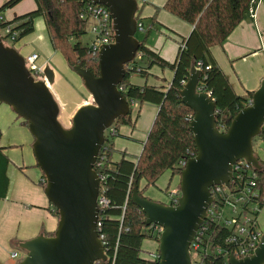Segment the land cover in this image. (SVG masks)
Listing matches in <instances>:
<instances>
[{"label": "water", "instance_id": "obj_1", "mask_svg": "<svg viewBox=\"0 0 264 264\" xmlns=\"http://www.w3.org/2000/svg\"><path fill=\"white\" fill-rule=\"evenodd\" d=\"M107 7L112 17L114 42L99 50V75L82 65L73 67L92 96L80 106L70 127L59 120L60 105L50 86L54 72L46 67V80H36L25 57L5 44L0 30V102L28 123L34 137L33 152L41 168L45 194L59 213L53 235L44 233L19 243L24 256L20 264H96L108 256L100 238L99 195L101 178L94 169L105 132L119 117L129 116L131 106L119 89L126 65L137 54L138 0H92ZM201 70L195 65L180 90L182 102L192 108L189 130L197 154L187 159L179 174L180 196L176 204L143 196L133 186L131 200L145 214L147 226L158 225V264H193L191 244L214 202L211 188L230 187L233 167L245 160L253 170H262L253 139L264 125V79L248 106L240 110L225 131L216 122V102L199 89ZM229 264H264V235L254 252L243 258L229 254Z\"/></svg>", "mask_w": 264, "mask_h": 264}, {"label": "trees", "instance_id": "obj_2", "mask_svg": "<svg viewBox=\"0 0 264 264\" xmlns=\"http://www.w3.org/2000/svg\"><path fill=\"white\" fill-rule=\"evenodd\" d=\"M22 0H7L0 6V13L14 7ZM36 8L16 18L1 20L0 30L11 26V32L5 34L6 41L19 42L34 32V21L43 17L49 33L51 45L60 52L68 66L73 69L82 65L99 75V54L80 38L87 33L89 7L92 0H35ZM252 0H167L163 9L193 25L187 38H183L177 58L174 62L164 59L159 53L147 45L146 39L152 25L141 17L143 4H139L136 19L144 26L143 37L139 39L138 53L141 59H135L126 65V75L119 84V89L128 100L133 103H151L158 107V112L147 139L143 144L141 154L136 161L125 154L120 160H114L113 139L118 134L119 127L134 124L129 116L116 119L105 132V141L99 151L94 169L101 178L100 194L108 204L100 209L99 234L108 256L106 262L99 264H158L157 249L154 260L141 256V247L145 238L152 237L158 241L159 235L152 232V227L145 224L146 214L131 200L134 184L145 182L144 188L139 189L144 195L145 189L156 186L158 179L171 171V178L179 175L183 168L179 166L182 159H189L197 154L194 135L189 130V124L194 117L192 108L182 102L180 90L186 84L193 65L201 70L199 89L211 93L216 102V122L220 131H225L237 113L248 106L254 91L238 94L224 74L211 49L215 45L223 44L234 29L249 14ZM157 12L151 17V22L157 20ZM85 14V15H84ZM173 71V78L167 85H136L130 81L132 74L143 78L152 76V68ZM22 124L28 126L26 120ZM112 132H114L112 134ZM2 131L0 129V142ZM257 139L264 140V127L259 135L254 137V152L262 165V170L254 173L244 168L241 177L231 183L230 191L236 193L240 187L254 180V190L258 196L253 199L256 205L254 216L257 219L264 207V160L256 153ZM10 159L5 148L0 143V199L7 197L10 178L8 168ZM45 178V177H44ZM45 181L43 184L45 185ZM147 197V196H146ZM225 205V198L215 197V209L219 213ZM248 205V203H247ZM247 205H244L246 208ZM52 212L59 219L57 208L52 204ZM205 231L191 254H195V264H224L225 253H217L216 249H229L226 239L232 234L231 229L221 223L208 219L203 223ZM201 227V229L203 228ZM52 233L45 235L51 236ZM197 242V240H195ZM194 241V242H195Z\"/></svg>", "mask_w": 264, "mask_h": 264}, {"label": "crops", "instance_id": "obj_3", "mask_svg": "<svg viewBox=\"0 0 264 264\" xmlns=\"http://www.w3.org/2000/svg\"><path fill=\"white\" fill-rule=\"evenodd\" d=\"M6 1L0 0V6ZM140 1L143 4L141 17L147 19L146 23L149 26L152 25L146 39L147 45L167 61L174 62L183 38L190 35L193 25L163 9L167 0H146L145 3L138 0ZM36 6L35 0H22L14 7L2 11L0 16L3 20L9 21L32 11ZM157 9V20L152 24L151 17L155 15ZM34 44L39 46L40 51L44 50L47 58L54 60V65L45 63L46 60L41 57L39 51L34 49ZM14 47L23 56L30 53L39 54L40 65L46 64L52 69L54 82L50 89L68 121L80 106L92 102V96L85 88L81 77L68 66L64 58H60V52L53 49L43 17L35 19L34 32L17 42ZM211 52L238 94L255 92L264 79V0L256 4L254 15L249 13L226 41L213 46ZM152 74L148 78L132 74L130 81L136 85H167L173 78V71L159 66L152 68ZM2 105L6 104L1 103L0 107H4L7 123L14 129L10 130L9 126V129H4L3 125H0L2 131L0 143L10 159L9 190L7 197L0 199V264H20L24 252L19 243L41 233L55 232L58 218L54 216L52 204L45 194L44 174L33 156L34 152L33 155L31 153L29 155L28 150L18 152L19 147L22 149L25 136L28 135L26 128L21 126L24 125L23 118L16 117L8 105ZM130 106L134 124L119 127L118 134L113 139L115 161L120 160L124 154L134 161L137 160L158 112L157 106L147 102H136ZM171 176V171H166L158 179L156 186L145 189L144 195L168 203L169 192L179 186V175L172 178ZM144 185L145 182L142 181L139 189L144 188ZM257 228L264 231V207L257 217ZM15 251L19 255L13 258L12 253Z\"/></svg>", "mask_w": 264, "mask_h": 264}, {"label": "built area", "instance_id": "obj_4", "mask_svg": "<svg viewBox=\"0 0 264 264\" xmlns=\"http://www.w3.org/2000/svg\"><path fill=\"white\" fill-rule=\"evenodd\" d=\"M145 1L146 0H143V3H145ZM259 1L260 0L251 1V5L249 8V13L251 15H254L255 6ZM90 15H93L98 21V24L94 26V32L96 33V39L95 41H93V43L90 46L95 52H99L103 44H110L114 42V30H113V25H112V17L107 7L100 5V4H93V3H91L89 7V16ZM0 20H2L1 16H0ZM137 31H144V26L140 22H138ZM4 32L5 34L10 33L11 26L6 27L4 29ZM16 35L17 34L14 33L13 36L10 38V40H13ZM24 57H25L26 66L30 70L32 75L35 77V79L36 80H46L44 70H42L41 65L38 63L39 58H40L39 54L30 53ZM141 57L142 55L137 52L134 60L136 58L141 59ZM113 133L114 132H112V134ZM186 163H187V159H182L179 162V166L181 168H184L186 166ZM244 168H246L249 171V173H254L253 175H255L256 172L253 170V168L249 164L246 163L245 160H239L236 162V164L233 167L234 173H233V179L231 180V183L235 180L234 179L235 176L238 179L241 177L240 171L243 170ZM43 181L46 182V179L43 178ZM254 186H255V182L253 179H251L248 185L247 184L243 185L242 187L239 188V190L236 193H232L230 191L231 184L229 188L226 187L225 185H216L211 188L214 202L208 208V216L205 222L208 219H210L211 221H215V222L223 224L224 226L228 227L232 231V234L229 236L228 239H226V243L229 249L227 250H223L221 248L216 249L217 253H223V252L225 253L224 255L225 263L224 264H229L228 258H229L230 253H234L237 258H243L245 256L251 255L256 249L262 235H264V231H261L257 228V219L254 216V212L256 211V205L253 203V199L258 196L257 191L253 189ZM179 196H180V189L178 186V188H175L169 192V202L168 203L176 204ZM215 197L225 198V205L229 203L233 207V210H236L235 216L230 219L228 218L223 219L220 214H221V209L225 205L220 209V212L218 213L214 206ZM107 204H108V201L106 200V198L100 194L99 195V208L101 209L105 207ZM244 205H247V207L245 208ZM202 226L203 224L201 225V227ZM151 227L153 228L152 232L160 236L163 230L162 227L158 225H151ZM201 227L199 228L196 234V237L194 238L192 242L194 249L198 248L201 236L203 235L205 231V226H203L202 229ZM100 238L102 240L101 236ZM195 240H197V242ZM18 255L19 254L17 251L12 253L13 258L18 257ZM155 258H157L156 254L151 259L154 260ZM192 261H193V264H195L193 259ZM99 263L100 262L96 264H99Z\"/></svg>", "mask_w": 264, "mask_h": 264}, {"label": "rangeland", "instance_id": "obj_5", "mask_svg": "<svg viewBox=\"0 0 264 264\" xmlns=\"http://www.w3.org/2000/svg\"><path fill=\"white\" fill-rule=\"evenodd\" d=\"M139 4H141V1L138 2ZM3 20V19H2ZM0 23H1V20H0ZM98 24V21L97 19L93 16V15H90L88 17V22H87V33L82 36L80 38L81 42H83L84 44H88V45H91L93 43V41H95L96 39V33L94 32V26ZM2 32V35L5 36V32H4V29L1 30ZM136 38L141 39L143 37V33L141 31H137L136 32ZM17 43H14L12 40H7L6 41V45H9V46H15ZM34 49L36 51H39V53L41 54V57H43L47 64H50V65H54V60H51L50 58H47L46 54H44V50L40 51L38 48L39 46L34 44L33 45ZM41 49V48H40ZM24 54V53H23ZM24 56H27V54H24ZM60 58H64V56L60 53L59 54ZM56 60V58H55ZM40 64V62H38ZM42 67V70L45 71L47 65L43 64ZM92 101V100H91ZM2 102H0L1 104ZM2 104H5V103H2ZM7 105V104H6ZM6 105H2V106H6ZM9 106V105H8ZM11 108V106H9ZM4 107H0V125H3L4 129H9L10 127V124L7 123L8 122V118H7V115L6 113L3 111ZM13 110V109H12ZM14 111V110H13ZM14 115L17 117V113L14 111ZM59 120L60 122L63 124L64 127H70L71 126V121H72V118L70 121H68L66 115H65V112L63 113L61 107H60V114H59ZM21 122V120H20ZM18 124L21 125L18 121ZM9 126V127H8ZM23 126L24 128H26V132H27V136H25V140H24V144L22 145V149H20L19 147V151L20 150H28V153L30 155V153L33 155V147H32V144L34 142V137L33 135L31 134V132L29 131L28 127L27 126H24V125H21ZM14 127L11 126L10 127V130H13ZM25 130V129H24ZM27 139V140H26ZM21 141V139L19 140ZM255 151L256 153L258 154V156L264 160V140L263 139H257V142L255 144ZM34 156V155H33ZM179 182H180V177H179ZM168 202H169V199H168ZM236 214V210H233V207L227 203L222 209H221V217L223 219H230L232 217H234ZM157 248H158V241L152 237H147L144 239L143 243H142V247H141V256L143 258H146V259H151L157 252ZM23 257V256H22ZM195 258V254L192 253V259L194 260Z\"/></svg>", "mask_w": 264, "mask_h": 264}]
</instances>
